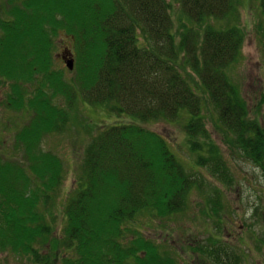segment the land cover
Here are the masks:
<instances>
[{"label":"trees","instance_id":"1","mask_svg":"<svg viewBox=\"0 0 264 264\" xmlns=\"http://www.w3.org/2000/svg\"><path fill=\"white\" fill-rule=\"evenodd\" d=\"M170 1L0 2V85L8 88L4 104L31 114L15 134L23 158L0 155L1 251L29 255L35 264H173L126 222L143 211H156L157 216L176 212L184 207L191 185L200 182L183 170L157 133L140 123L174 119L187 110L191 149L199 147V139L208 147L205 102L231 134L230 145L264 178V126L250 118L230 74L244 41L242 30L208 25L200 38L198 31L186 28L177 42L171 33ZM172 1L181 17L198 26L234 10L232 0ZM259 2L262 22L255 30L264 41V0ZM61 34L72 42L73 69L64 62L68 48L58 56L73 74L71 80L53 66V39ZM191 73L200 95L190 87L196 84ZM79 96L117 119L92 135L77 188L64 206L62 234L52 237L51 250L42 254L34 245L48 240L52 225L38 204L47 203L60 186L62 163L42 151L40 143L49 132L64 129ZM59 98L67 107L56 103ZM208 152L197 163L225 180L224 161L214 150ZM126 231L133 234L128 245L122 242ZM211 242L206 254L223 264L225 246Z\"/></svg>","mask_w":264,"mask_h":264},{"label":"rangeland","instance_id":"2","mask_svg":"<svg viewBox=\"0 0 264 264\" xmlns=\"http://www.w3.org/2000/svg\"><path fill=\"white\" fill-rule=\"evenodd\" d=\"M170 2L173 4L171 33L175 35L177 42L186 28L198 31L200 38L203 29L208 25L215 30L232 27L242 30L244 41L237 61L230 67V74L238 86L241 98L246 102L250 118H256L264 126V41L255 30L262 22L259 0H232L234 10L230 15L225 18H208L199 26L195 23L189 24L178 14L177 2ZM53 44V66L65 71V78L71 80L73 74L66 70L58 56L67 48V53L71 54L72 42L69 37L61 34L53 39ZM190 75L193 76L192 73ZM193 77L196 84L190 83V87L200 95L197 79ZM7 92V86L0 85V155L4 159L19 161L24 152L15 147V134L28 123L31 114L7 109L4 104ZM77 99L69 111V119L64 129L60 132H49L42 137L40 143L42 151L51 152L62 163L60 186L51 194L47 203L41 200L38 204L46 223L52 225L48 240L44 244L34 245L42 254L51 250V238L60 237L62 234L65 224L64 206L77 188L84 151L92 135L117 119L106 108L93 106L82 96ZM56 103L67 107L63 98L57 99ZM177 116L174 119H159L140 124L157 133L183 170L191 173L200 184L191 185L184 198V207L163 216H157L156 211H143L136 216L135 221L126 222H129L128 229L138 231L139 235L153 241L162 255L173 260V264H217L205 252V248L207 250L210 247L213 239L211 236L216 237L214 242L218 245L233 242V253L223 264H245L242 255L244 249L240 242L242 236L238 231L245 224L244 221L249 220V215L256 218L264 214V178L261 170L241 156L239 149L230 145L231 134L222 128L209 103L205 102L202 110L211 139L207 148L203 140L199 139V147L191 149L185 132L190 115L187 110H181ZM208 149L214 150L228 168L225 180L210 172L208 167L203 168L197 163L198 156H209ZM215 200L216 211L213 208ZM232 232L234 239L228 236ZM132 238V232L126 231L122 242L128 245ZM0 264L35 263L29 255L0 250Z\"/></svg>","mask_w":264,"mask_h":264},{"label":"flooded vegetation","instance_id":"3","mask_svg":"<svg viewBox=\"0 0 264 264\" xmlns=\"http://www.w3.org/2000/svg\"><path fill=\"white\" fill-rule=\"evenodd\" d=\"M65 52H67V50H65ZM62 57H64V55L60 56V58ZM262 190H264V184H263ZM263 196H264V192H263ZM262 209L264 213V207H262ZM249 216H250L249 220L244 221L245 224H242L241 229L238 231L240 232L242 236V241L240 242H242L243 249H244V253L242 254L243 263L245 264H264V214L262 217L258 215L256 218L254 217V215L253 216L249 215ZM251 221L253 222L252 224H251ZM228 236H231L232 239H234L233 232L232 234L230 233ZM211 237L213 238L214 241H216V237L214 236H211ZM232 243L233 242L224 244L226 248V252H227L224 260L230 259V256L233 253L232 252L233 247L231 246Z\"/></svg>","mask_w":264,"mask_h":264},{"label":"water","instance_id":"4","mask_svg":"<svg viewBox=\"0 0 264 264\" xmlns=\"http://www.w3.org/2000/svg\"><path fill=\"white\" fill-rule=\"evenodd\" d=\"M68 55V56H67ZM64 62H65V65L66 67L69 69V70H72L73 69V57L71 54H66V57H64Z\"/></svg>","mask_w":264,"mask_h":264}]
</instances>
